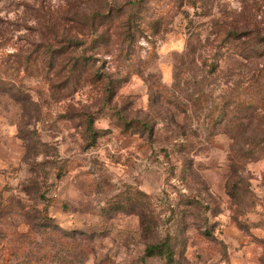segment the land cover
Listing matches in <instances>:
<instances>
[{
  "label": "rangeland",
  "instance_id": "374dc122",
  "mask_svg": "<svg viewBox=\"0 0 264 264\" xmlns=\"http://www.w3.org/2000/svg\"><path fill=\"white\" fill-rule=\"evenodd\" d=\"M230 26L264 0H0V264H264V43Z\"/></svg>",
  "mask_w": 264,
  "mask_h": 264
},
{
  "label": "trees",
  "instance_id": "16d2710c",
  "mask_svg": "<svg viewBox=\"0 0 264 264\" xmlns=\"http://www.w3.org/2000/svg\"><path fill=\"white\" fill-rule=\"evenodd\" d=\"M177 3H180V4H183V3H187L191 6H195L196 4V0H176ZM258 28H255V30H251V32H247L245 29L243 30H239L238 28L233 27V26H230L229 28H227V35L229 36V40L233 39V40H240V39H243L244 42L242 44H245L246 43V39H251L253 41V44L252 46L256 45L257 43L260 42L261 43H264V32L262 34V36H259L258 35ZM235 43L231 44L230 47H235ZM230 47H228V49H230ZM245 53V54H244ZM244 56L243 54L241 55L242 57H245V56H248V54H250V56H252L255 51L254 50H250L248 52H244ZM248 53V54H247ZM213 62L211 65H214L215 67V64L217 63V59L218 57L216 56H213ZM68 63L70 65L73 64V58L71 59H68ZM59 68L60 66H57L56 69L55 67H51V69H55L57 71V73H59ZM69 71H71V67H69ZM69 79L71 78V76H67ZM210 121L212 122V124H216L217 123V120L215 119V117L211 114L209 116ZM140 125V129L141 130H144L146 133H149V134H152L153 131H154V127H155V123H150L149 121H146V120H141V121H138ZM209 122H207L208 124ZM146 251L147 253H152V252H157V253H160V254H165V253H168L169 251V248H168V244L166 241H163V242H160V243H157V244H152V245H149L147 248H146Z\"/></svg>",
  "mask_w": 264,
  "mask_h": 264
}]
</instances>
